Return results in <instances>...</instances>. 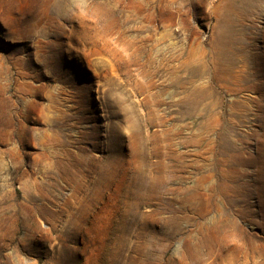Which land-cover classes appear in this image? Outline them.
Listing matches in <instances>:
<instances>
[{
	"label": "rangeland",
	"instance_id": "374dc122",
	"mask_svg": "<svg viewBox=\"0 0 264 264\" xmlns=\"http://www.w3.org/2000/svg\"><path fill=\"white\" fill-rule=\"evenodd\" d=\"M0 264H264V0H0Z\"/></svg>",
	"mask_w": 264,
	"mask_h": 264
},
{
	"label": "bare ground",
	"instance_id": "6f19581e",
	"mask_svg": "<svg viewBox=\"0 0 264 264\" xmlns=\"http://www.w3.org/2000/svg\"><path fill=\"white\" fill-rule=\"evenodd\" d=\"M42 24V23H41ZM37 32V31H36Z\"/></svg>",
	"mask_w": 264,
	"mask_h": 264
}]
</instances>
